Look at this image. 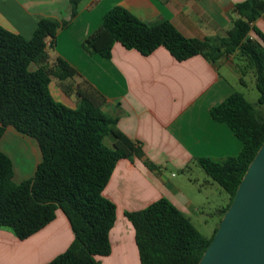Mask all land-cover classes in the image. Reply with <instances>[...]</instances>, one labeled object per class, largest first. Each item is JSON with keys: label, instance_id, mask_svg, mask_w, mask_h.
Here are the masks:
<instances>
[{"label": "trees", "instance_id": "16d2710c", "mask_svg": "<svg viewBox=\"0 0 264 264\" xmlns=\"http://www.w3.org/2000/svg\"><path fill=\"white\" fill-rule=\"evenodd\" d=\"M82 1L71 0L72 20ZM235 13L239 18L227 37L199 40L185 37L169 21L148 24L116 6L83 42L88 54L105 59H111L117 43L144 56L165 48L179 62L202 56L217 63L234 56L241 62L243 78L253 74L260 93L258 104L235 92L211 111L213 119L226 123L241 141L240 154L198 161L230 197L223 216L264 145V46L251 37L255 32L264 40L254 27L264 14V0H246L236 5ZM70 24L41 19L31 39L0 26V142L12 127L35 139L42 154L34 176L17 183L14 164L0 149V229L26 240L52 223L61 210L70 221L75 239L48 264H101L98 257L112 254L110 234L117 220V207L104 191L119 161L142 159L144 153L140 143L118 128L119 117L103 111L106 100L93 88L76 90L75 108L54 99L52 78L58 79L70 96L72 85L67 81L78 75L62 58L49 63L48 49L54 48L58 31ZM33 65L36 70L31 69ZM108 138L113 141L111 146L105 142ZM126 217L135 229L140 264H199L219 228L206 238L165 198L144 210L128 212Z\"/></svg>", "mask_w": 264, "mask_h": 264}, {"label": "crops", "instance_id": "0c3cea01", "mask_svg": "<svg viewBox=\"0 0 264 264\" xmlns=\"http://www.w3.org/2000/svg\"><path fill=\"white\" fill-rule=\"evenodd\" d=\"M245 1L83 0L72 20L71 0H0V26L27 39L32 38L41 19L71 21L67 28L58 31L54 48L48 49L49 63L62 58L78 75L67 81V85H72L70 96L58 83L54 93L52 80L54 99L75 108L76 90L93 88L106 100L103 111L119 117L118 128L142 145L144 157L119 161L104 191V196L117 207L116 224L110 234L112 255L116 249L125 250L128 242L133 247L128 256L133 257L135 250L139 258L135 229L126 217L128 212L144 210L165 198L192 223L204 217L208 202L204 188H218L198 161L236 157L242 150L232 129L215 121L211 111L240 92V85L246 86V79L253 74L243 78L234 56L217 63L202 56L179 62L165 48L144 56L117 43L111 59H105L88 54L83 42L101 27L104 15L116 6L148 24L169 21L189 39L225 38L239 18L236 5ZM254 27L264 35V14ZM251 37L264 46V40L255 32ZM6 134L25 136L12 127ZM4 138L0 149L11 158L16 181L18 169L12 155L3 150ZM28 143L24 158L33 160L36 171L42 161L41 150L38 143ZM74 239L70 221L61 210L52 223L26 240L0 229V264H48L63 254Z\"/></svg>", "mask_w": 264, "mask_h": 264}, {"label": "water", "instance_id": "95a60500", "mask_svg": "<svg viewBox=\"0 0 264 264\" xmlns=\"http://www.w3.org/2000/svg\"><path fill=\"white\" fill-rule=\"evenodd\" d=\"M199 264H264V145Z\"/></svg>", "mask_w": 264, "mask_h": 264}, {"label": "rangeland", "instance_id": "374dc122", "mask_svg": "<svg viewBox=\"0 0 264 264\" xmlns=\"http://www.w3.org/2000/svg\"><path fill=\"white\" fill-rule=\"evenodd\" d=\"M240 64V61H237ZM36 66H32L33 70ZM53 83L51 85L52 91L55 93L57 90V83L60 84V81L56 78H52ZM246 86L240 85L239 91L243 93L246 99L252 103L253 105L258 104L260 93L256 87V79H254L253 75H250L247 79ZM77 98V96L75 97ZM58 101V98H56ZM70 107H74V105L69 104ZM7 139L3 143L5 148L3 149L6 153L12 155L13 161L16 163L17 167V177L16 182L21 183L27 179H30L34 176V163L33 160H27L24 158V149L25 147H29V141L37 144L36 140L30 138L28 136H12L6 134ZM5 136V137H6ZM106 144L111 146V139H106ZM19 144V145H18ZM24 144V145H23ZM23 145V146H22ZM29 149V148H28ZM20 171V172H19ZM178 176H181L180 174ZM216 188H211L205 186L204 190L208 196V202L203 209L204 217L200 220H194L193 223L195 227L208 239H210L216 228L219 227L222 218L224 217L222 211L226 208L230 202L229 195L220 187L217 183ZM125 250L116 251L114 254L108 257H98L97 259L101 264H140L139 258H137L136 251L133 257L128 256L133 247L128 242L125 244ZM133 252V251H132ZM136 256V257H135Z\"/></svg>", "mask_w": 264, "mask_h": 264}, {"label": "bare ground", "instance_id": "6f19581e", "mask_svg": "<svg viewBox=\"0 0 264 264\" xmlns=\"http://www.w3.org/2000/svg\"><path fill=\"white\" fill-rule=\"evenodd\" d=\"M7 137H8V136H6V137L4 138V142L6 141ZM18 145H19V144H18ZM23 145H24V144H23ZM23 145H22V146H23Z\"/></svg>", "mask_w": 264, "mask_h": 264}]
</instances>
